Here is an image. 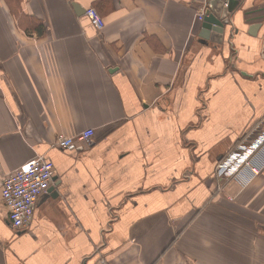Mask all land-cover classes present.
Instances as JSON below:
<instances>
[{"label":"crops","instance_id":"obj_1","mask_svg":"<svg viewBox=\"0 0 264 264\" xmlns=\"http://www.w3.org/2000/svg\"><path fill=\"white\" fill-rule=\"evenodd\" d=\"M205 7L0 0V187L36 155L55 177L21 230L0 189V264H264V147L226 193L215 175L261 128L264 0L221 44L198 41ZM86 129L91 145L53 147Z\"/></svg>","mask_w":264,"mask_h":264},{"label":"built area","instance_id":"obj_2","mask_svg":"<svg viewBox=\"0 0 264 264\" xmlns=\"http://www.w3.org/2000/svg\"><path fill=\"white\" fill-rule=\"evenodd\" d=\"M85 15L97 30L104 27V20L94 8H87ZM202 15L203 12L199 13L198 18L201 19ZM260 125L261 128L254 139L237 145L216 164L217 178L236 179L245 168L258 173L252 165V159L258 150L264 147V117ZM93 134V130L86 129L72 137L58 135L53 147L73 150L83 144L89 146L93 142ZM53 177V164L43 155H36L4 177L0 187L1 200L7 211V220L14 231L21 230L30 223L37 199L50 188Z\"/></svg>","mask_w":264,"mask_h":264},{"label":"water","instance_id":"obj_3","mask_svg":"<svg viewBox=\"0 0 264 264\" xmlns=\"http://www.w3.org/2000/svg\"><path fill=\"white\" fill-rule=\"evenodd\" d=\"M242 3L243 0H206L198 41L204 44L208 41L221 44L224 34L231 26L232 17L242 6ZM82 12L85 13V10H82ZM258 26V24L251 25L250 31L256 30ZM53 180H55V177H53Z\"/></svg>","mask_w":264,"mask_h":264},{"label":"trees","instance_id":"obj_4","mask_svg":"<svg viewBox=\"0 0 264 264\" xmlns=\"http://www.w3.org/2000/svg\"><path fill=\"white\" fill-rule=\"evenodd\" d=\"M4 1L6 2V5L8 6V8L12 13L16 15L19 12L21 0H4ZM31 25H33L35 29L43 28V24L36 20H31Z\"/></svg>","mask_w":264,"mask_h":264},{"label":"rangeland","instance_id":"obj_5","mask_svg":"<svg viewBox=\"0 0 264 264\" xmlns=\"http://www.w3.org/2000/svg\"><path fill=\"white\" fill-rule=\"evenodd\" d=\"M257 172H258V169H257ZM217 180L221 183L220 186H218V189H220V193H226V189L228 187V185L231 183V182H234L235 181V178H232V179H225V180H221L220 178H217ZM228 199H231V200H234L233 197H228Z\"/></svg>","mask_w":264,"mask_h":264}]
</instances>
